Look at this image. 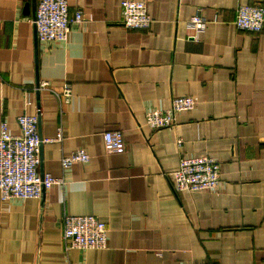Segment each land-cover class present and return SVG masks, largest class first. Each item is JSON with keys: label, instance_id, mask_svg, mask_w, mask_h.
I'll return each mask as SVG.
<instances>
[{"label": "crops", "instance_id": "1", "mask_svg": "<svg viewBox=\"0 0 264 264\" xmlns=\"http://www.w3.org/2000/svg\"><path fill=\"white\" fill-rule=\"evenodd\" d=\"M67 1L84 20L50 43L37 38L39 0H0V126L19 134L18 116L36 113L42 138L64 135L43 142L40 164L63 182L40 198L0 194V264H264V28L234 22L240 5L264 0H147V29L124 25L122 0ZM195 14L206 20L197 39ZM67 83L64 102L55 92ZM180 95L196 107L174 126L146 125ZM116 129L126 150L107 153L103 134ZM80 148L91 160L64 169ZM202 155L220 162L218 189L177 190L181 157ZM71 214L105 221L108 247L67 249Z\"/></svg>", "mask_w": 264, "mask_h": 264}, {"label": "built area", "instance_id": "2", "mask_svg": "<svg viewBox=\"0 0 264 264\" xmlns=\"http://www.w3.org/2000/svg\"><path fill=\"white\" fill-rule=\"evenodd\" d=\"M123 23L132 29H147L154 18L149 13L147 0H122ZM84 20L82 10L74 14L67 0H39L34 23L37 36L43 42H65L73 24ZM235 24L241 30L259 33L264 28V3L240 5L236 12ZM189 37L199 38L205 31L206 20L200 14L190 19ZM48 87L41 82L36 90ZM56 95L69 102L73 95L71 84H65ZM30 103V102H27ZM198 103L194 95L174 96L171 106L166 109H151L146 114L145 123L152 129L174 126L181 112L193 110ZM40 119L36 113H23L18 116L20 133L13 134L7 121L0 126V194L4 201L12 199L40 198L45 190L63 182L50 172H42L41 147L43 142L62 141L64 135L60 128L55 138H42ZM107 153H123L126 141L122 130H107L103 134ZM179 146L183 140L178 139ZM91 154L80 148L61 158L64 169L76 162L88 163ZM174 186L177 190L188 192L215 191L221 183L220 162L209 155L182 156L179 167L173 172ZM64 222V243L67 249H101L108 247L109 228L105 221L94 214L66 215ZM193 264H212L208 260Z\"/></svg>", "mask_w": 264, "mask_h": 264}, {"label": "water", "instance_id": "3", "mask_svg": "<svg viewBox=\"0 0 264 264\" xmlns=\"http://www.w3.org/2000/svg\"><path fill=\"white\" fill-rule=\"evenodd\" d=\"M35 15H36V11H35ZM35 17V16H34ZM37 38H38V36H37ZM39 86V81H38V83H37V87ZM40 93V90H38V94Z\"/></svg>", "mask_w": 264, "mask_h": 264}]
</instances>
